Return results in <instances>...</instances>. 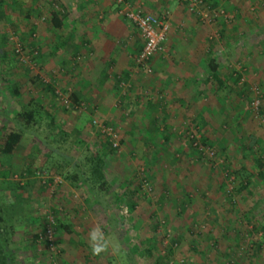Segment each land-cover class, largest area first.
<instances>
[{"label": "rangeland", "instance_id": "obj_1", "mask_svg": "<svg viewBox=\"0 0 264 264\" xmlns=\"http://www.w3.org/2000/svg\"><path fill=\"white\" fill-rule=\"evenodd\" d=\"M61 1L67 3L64 0H4V5L0 8L16 25L6 23L3 32L8 35L15 32L17 35L12 38H16L18 43L24 37L21 45H24V60L28 66L17 67L14 63L8 65V60L7 65H4L0 53V75L4 79L13 77L14 82L20 83L21 97L34 96L46 103L57 123H63L67 132L84 128L85 134L78 140L85 145L80 144L75 148L91 147L96 152L95 146L100 137L97 129L91 130L90 125L94 121L112 125L118 133V140H123V145L117 156L106 157L108 182L111 186L109 193L96 192L92 198L86 187L79 185L76 190L62 178L55 177V184L50 189L27 203L16 223L20 224L14 238L17 261L22 264H48L51 258L57 257L56 260H61L63 264H134V260L147 264L138 257L139 245L145 238L153 237L160 253H167L174 246L173 243L177 242L173 259L176 262L183 261L184 264H194L196 258L203 256L207 259L224 256L227 264H239L238 260L244 264H264V244L263 250H255L256 253L249 246V233L253 225L264 227V180H258L256 176L257 180L254 178L250 190L235 196L231 204L228 193L232 191L234 179L226 171L227 167L235 170L249 164L248 158L244 160V147L251 136L258 139L259 149L262 150L261 153L257 148L259 151L255 157L264 159V0L223 1L218 7L225 12L227 21L224 17L211 25L197 21L198 25L195 22V26L190 25L191 27L182 25L174 32L177 41L180 38H193L197 42L199 57L194 65H197V69L205 68L206 71H199L200 75L203 71L201 81L197 82L199 93L188 106H184L187 110L183 109L179 113L177 111L181 109L175 108V105V109H171L169 102L174 100L164 94L166 92H160L163 93L160 95L163 103L157 109L159 120L171 111L174 113L172 125L168 124L171 126L170 144L163 142L162 131L155 129L150 132L147 128L149 122L132 119V110L135 109L131 107L129 112L126 108L125 100L128 95L140 96L144 100H151L154 95L148 85H144L147 82L143 78L145 74L138 71L131 60V72L135 71L136 74L131 73L130 79L125 81V77L116 71L114 80L111 79L116 85L118 97L109 107L122 115V118H116L113 122L105 120L108 114L102 117L103 113H97L96 104H86L87 108L83 113L64 112L57 97L45 92L38 84L36 78H42L47 84L54 82L55 88L70 95V88L64 87V78L68 74L66 69L57 68L52 59H44L47 57L44 55V48L52 47L54 41L49 26L43 20L53 12H60L62 15L65 13V7L59 6ZM128 1L135 5L131 0ZM170 1H164L156 14L149 15L158 17L169 14L170 26L173 15L169 9H165ZM12 3L15 4L10 6ZM102 5L107 6L106 3ZM113 7L120 14L119 19L126 28L128 22L119 8L116 5ZM46 10L49 13L45 14ZM26 14H31L29 20L24 18ZM38 14L42 16L41 19L37 18ZM181 15L186 17L183 13ZM35 24L36 31L32 33V26ZM48 40L49 44L44 43ZM33 44L38 48L39 58L30 63L28 58L30 60L34 53L31 50ZM6 49L11 52L13 48L7 45ZM208 50L216 59L219 73L224 79L230 76L236 78V73L241 75L242 83L248 87L249 99L246 100L242 95L240 86L229 93L217 90L215 84L208 82L209 70L206 64L203 67V63H200L201 60H209ZM84 51L74 58L71 65L85 64L86 54L90 52ZM131 57H135L134 54ZM44 62L49 65H44ZM118 81L125 82L128 88L125 90L120 87ZM9 89L10 86L2 83L0 78V94L5 99L1 98L4 107L1 109L8 116L18 110L17 104L8 102L13 96L3 93ZM260 109L263 111L262 115ZM190 114L194 118L196 115L203 117L205 125L202 126L198 121L199 125L192 127ZM84 115L91 116L90 120H85ZM3 122L8 125L6 120ZM157 126L159 128V123ZM132 127L141 129L135 135L129 132ZM190 134L198 142L203 138L207 139L215 156L210 158L200 155L189 142ZM41 138L42 135L39 136ZM70 140L76 139L72 136ZM34 145L37 144L26 137L18 148L13 164L17 173L10 177L11 184L19 183V170L32 152L36 167L45 166L47 170L43 172L46 176H57L58 169L52 164L57 160H45L42 155L33 151ZM48 145L50 150H55ZM73 155L72 152L67 154V160L76 159L72 162L78 163L81 157L77 159ZM47 163L49 164L45 165ZM59 166L64 168L61 173L65 172L67 165L60 163ZM142 178L147 179L150 185L149 194L144 195L139 189ZM223 183L225 188H222ZM130 203H135V209H130ZM53 209L63 214V222L71 224L74 230L69 239L53 230L48 234L52 235L56 256L50 255L48 246L43 241H38L34 246L31 243L32 236L41 231L46 219L50 222ZM155 218L159 220L157 232L154 230ZM97 226L102 227L113 240L108 250L99 256L93 254L88 242L89 233ZM260 234L255 236L257 242L262 241Z\"/></svg>", "mask_w": 264, "mask_h": 264}, {"label": "trees", "instance_id": "obj_2", "mask_svg": "<svg viewBox=\"0 0 264 264\" xmlns=\"http://www.w3.org/2000/svg\"><path fill=\"white\" fill-rule=\"evenodd\" d=\"M201 1L205 3L204 5L211 10H214L216 8L218 9V6L220 5L213 2L212 0ZM223 1L226 3V0H221L220 3H223ZM3 5L4 0H0V7H2ZM7 16L8 15L0 8V53L2 55L1 58L3 57L1 62L4 65H7L6 61L8 60V65L14 63L16 66L24 65L27 67L28 65L25 64V62L21 61V55L16 51L15 43L11 42L10 40L12 39L13 35L17 34L13 32L12 35H8L3 32V28L6 23H10V26L16 25V23ZM48 16L43 21L49 24L51 28L59 31L64 27L66 14L61 15L60 12H53ZM41 17L42 16L38 14L37 18L41 19ZM194 17L196 18V16ZM24 18H26V20H29L31 18V14H26ZM36 27L37 24L32 26V33H35ZM23 40L24 37L20 39V44L23 43ZM7 45L13 48L11 52L6 49ZM22 49L24 52V45L22 46ZM37 49L38 48L35 47V44L31 46L32 53H34L32 54L30 60H28L29 62L34 63L35 60L39 58ZM35 53H37V55H34ZM212 55L213 54L208 50L207 57L209 58V60L205 62L209 70L208 82L213 85L215 84L217 90H226L229 93H232L237 87L240 86L242 95L245 96L246 100L249 99L250 96H248V87L245 83H242L243 81L241 75L236 73V78L230 76L227 79H224L220 75L219 65ZM124 77L125 81L129 80L128 74H125ZM0 78L2 83H4L5 85L8 84L10 86V89L8 91L5 90L3 93L13 96V98H15L17 102H19L17 103V111L11 113L9 116L5 115L2 111L3 109H1L4 108L3 102L1 100L3 94H0V264H22L21 262L17 261V252L15 251L16 246L14 238L17 232V226L20 225L15 224V222L19 221V216H21V214L23 213V209H25L27 203H30L31 200L35 198V196L38 197L43 192L50 189V187L55 184V177L62 178L63 181L67 182L76 190H78L77 188L79 185L83 186L84 188L86 187L89 195L92 198L96 195V192L105 194L109 193L111 186L108 182L106 157L109 155L117 156L119 148L121 147V145H123V140L119 138L118 147L114 148L111 139L97 133L99 134L100 139L95 146L96 152L91 147H87L85 149H82L81 147L75 148V146L78 147L80 144L85 145L83 144L84 142L78 140L84 136V128H82L81 130L75 128L72 130V132H67L64 129L63 123H61V125L57 123L54 115L51 112L52 110L48 108L46 103L40 102L38 98L34 96H30L31 98H29L27 95L21 97V85L19 82H14L12 80L13 77L4 79L2 78V75H0ZM36 80L45 92L52 94L54 97H57L55 94L56 88L53 86L54 82L47 84V82L42 78H36ZM120 83L125 82L118 81V84ZM62 93H65V91H62ZM69 100L71 105L67 108L64 107L61 101L57 98V101L60 102L62 110L64 112L73 111L74 113H80L78 111H81L83 113L86 110V103L79 101L73 94L69 95ZM5 102H7V100ZM260 113L261 115L263 114V111L261 109ZM90 117L87 115L83 116V118L87 121L90 120ZM190 117H192L191 114L189 115V118ZM195 117L196 118H194L193 116L192 119H190V124L192 127L196 128L197 124L199 125L198 121H200V124L202 126L205 125L203 117L199 115H196ZM4 120H6V123L8 125H4ZM172 122L173 121L168 122L167 118L160 121L157 119H153L151 121V126H156L157 129L160 130V132L162 131L161 133L163 135V142L166 144H170V142L172 141V138L170 136L171 126L168 125ZM158 123L159 128L157 126ZM107 126L112 127L114 131H116L112 125L107 124ZM90 127L92 131H96V128L93 126V124L90 125ZM39 132L41 133L38 135ZM116 134L118 133L116 132ZM40 135H42L43 138L39 139ZM72 136L75 137V141L70 140ZM190 136L188 137L189 142L192 146H195L197 144L195 149L198 152L200 147L210 148V146L208 145L211 144H209L207 139L203 138L201 142H198L196 139L190 138ZM26 137H30L34 141V143L37 144L34 145L33 151H36L39 155H42L45 160L54 158L57 160V162L55 161L54 163H52L54 167L58 169L57 176H46V173L43 172L47 170L45 169V166L36 167L34 163V152H32L28 154L26 160L24 159L25 162L19 170V183L14 185L9 182L10 177L14 176V173H17V171H15L13 167L15 154ZM40 140L42 141L40 142ZM48 144H50V146H53L55 150H50ZM259 147L260 146L258 139L253 136L249 137L248 143L246 144V147H244V160H247L246 158H248L250 160L249 164H245V166L238 167L235 170L229 167L226 168V171H229L228 176H233L234 179V183H232V191L228 193V199L231 204H233L232 201L235 196H240L244 192L250 190V188L253 186L254 178L256 176L258 180H264V159L255 157L257 155V151L260 150ZM257 148L259 150H256ZM70 152H72L74 154L73 156H75V158L77 159L80 156L81 160L78 163L72 162L76 159L68 161L66 155ZM260 152L262 153V150H260ZM199 154L202 155V153L200 152ZM49 163L45 165H48ZM60 163L67 165L65 167V172L63 173L61 172L64 170V168L62 166H59ZM255 173H257V175H255ZM142 182H146L149 185L147 179L142 178L139 183L140 190L143 185ZM225 187L226 185L223 183L222 188ZM129 205L131 210L135 209L136 207L135 203H130ZM50 217L54 222L53 231L60 232L64 238L69 239L70 236L74 233V230L71 224L63 222V220L61 219L63 217V214H61L58 210L53 209ZM154 223V230L155 232H157L159 228V220L155 218ZM48 226L51 227L50 222L46 219L45 225L42 226L41 231L39 233H35L32 236L31 243L34 246L38 241H43L42 243H45L48 246L50 255L54 256V250L49 248L50 245L54 246V242H50L48 240ZM249 234L251 235V240L249 241V246L251 247V249L253 248L254 252L255 250L257 252L263 250L264 227H257L256 225H253V229ZM259 234L261 235L262 241L257 242L255 240V236H258ZM156 245L157 241L153 237L145 238V240L140 243L138 257L141 258L142 262L144 261L147 264L180 263V261L176 262L175 259H173V253L178 245L177 242L173 243L174 246L170 248L167 253L158 252ZM56 258H51L48 264H63L61 260L58 261L56 260ZM134 264L141 263L137 260H134Z\"/></svg>", "mask_w": 264, "mask_h": 264}, {"label": "crops", "instance_id": "obj_3", "mask_svg": "<svg viewBox=\"0 0 264 264\" xmlns=\"http://www.w3.org/2000/svg\"><path fill=\"white\" fill-rule=\"evenodd\" d=\"M64 1L67 3L59 2V6L62 5L66 9L64 27L58 31L47 24L52 32L51 37L54 43L52 47L47 48L46 46L44 48V55L47 56L44 59L46 61L52 59L57 68L66 69L68 74L64 78V87L70 88V94L88 105L96 104L97 106H94L98 111L97 113L100 115L103 113L102 117L108 114L105 119L107 122H113L116 118L120 119L122 115L109 107L118 97L116 96L117 89L113 78L116 71L117 74L121 73L123 76L128 74V79H130L131 73L136 74L135 71L131 72L129 60L132 61L133 57L131 55L134 54L135 56L142 49L139 35L129 23L125 28L119 19L120 14L113 10L115 5L112 0H110L111 4L108 0ZM164 1L166 0H131L135 5L140 6L146 14L152 15L157 13L159 5L161 6ZM212 1L217 4L221 2V0ZM104 3L107 4L106 7L102 5ZM165 9H169L173 15V20L170 23L171 29L164 45L165 51L153 61V73L143 75V78L147 81L144 85H148L150 92L154 94L153 98L144 100L140 96L131 97L128 95L125 100L129 112L131 107L135 109L132 110L131 118L148 121L147 128L150 132L157 129L156 126H151V121L153 119L159 120L157 109L163 103L160 100V95L162 96L163 93L160 92H166L164 94L169 95L170 99L174 100L170 101L171 104L169 102L171 109L174 110L179 107L181 109L177 111L179 113L183 109L187 110L184 106H188L190 101L198 96L199 87L197 82L201 81L202 73L206 71L205 68L197 69V65H194L197 57H199L197 42L193 41V38L184 39L185 41L180 38L179 42L174 37V32H177L182 25L195 26L193 22L198 25L197 19L189 14L184 6L174 0H171ZM44 13L49 12L46 10ZM182 13L186 17L182 16ZM49 42L50 40L48 42L44 41L46 44H49ZM82 51L90 52L86 54L87 61L85 64H79L80 66L71 65L74 58L78 57V54H81ZM202 51L204 52V48ZM201 62L205 67V62L203 60ZM44 65L49 64L44 62ZM200 70H203L201 75L199 74ZM49 97L51 98V96ZM8 102L11 104L19 103L15 98H11ZM165 117L168 122L174 121L172 111L160 119L164 120ZM140 129L132 127L129 132L136 135V132ZM196 260L194 264H227L224 256L209 259L203 256V258H196ZM238 263L244 264L241 260H238Z\"/></svg>", "mask_w": 264, "mask_h": 264}, {"label": "built area", "instance_id": "obj_4", "mask_svg": "<svg viewBox=\"0 0 264 264\" xmlns=\"http://www.w3.org/2000/svg\"><path fill=\"white\" fill-rule=\"evenodd\" d=\"M116 7L119 8L120 13L125 18V20L131 24V26L136 30L139 35L140 41L142 43L141 51L135 55L132 59V63L135 68L143 74L150 75L153 73V61L155 58L164 52V45L167 41V36L170 31L169 26V14H164L162 16H152L145 14L140 7H137L130 3L128 0H113ZM178 4H181L187 9L189 14L196 16L199 23L205 25H211L216 23L220 18L228 20L225 12L216 8L214 10L209 9L205 6L201 0H174ZM16 46V51L21 55V61L24 60V53L22 45L18 43L16 38L11 39ZM34 55H37L35 53ZM29 60V58H28ZM31 63V62H30ZM120 87L125 90L128 88L126 83H120ZM57 98L61 101L64 107H70L71 103L69 100V95L62 93L56 88L55 92ZM256 103L255 106H257ZM81 110V109H80ZM81 113V111H78ZM93 126L97 129L98 133L111 139L113 142V147H118V136L112 127L107 126V124L99 123L97 121L93 122ZM192 139H196L193 135L190 136ZM199 145V144H198ZM197 144L194 146L196 147ZM199 152L204 156L214 157V152L208 147H200ZM141 192L146 195L151 192L150 186L146 182H142ZM54 222L50 218V226H48V234H51L53 230ZM48 240L52 242V235H47ZM50 249L54 250V246L50 245ZM179 264H184L181 261Z\"/></svg>", "mask_w": 264, "mask_h": 264}, {"label": "clouds", "instance_id": "obj_5", "mask_svg": "<svg viewBox=\"0 0 264 264\" xmlns=\"http://www.w3.org/2000/svg\"><path fill=\"white\" fill-rule=\"evenodd\" d=\"M88 242L94 255H101L113 244V240L106 235L100 226L94 227L88 236Z\"/></svg>", "mask_w": 264, "mask_h": 264}]
</instances>
